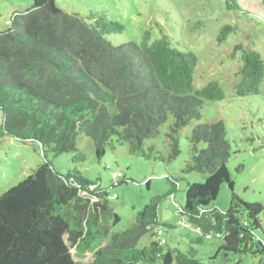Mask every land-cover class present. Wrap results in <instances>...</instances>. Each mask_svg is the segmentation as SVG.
Instances as JSON below:
<instances>
[{
	"label": "trees",
	"instance_id": "16d2710c",
	"mask_svg": "<svg viewBox=\"0 0 264 264\" xmlns=\"http://www.w3.org/2000/svg\"><path fill=\"white\" fill-rule=\"evenodd\" d=\"M223 3L264 25V0ZM231 29L222 27L218 40ZM123 30L103 12L89 14L87 21L56 0H33L25 9H14L10 27L0 30V136L36 143L44 157L0 194V264H203L196 245L207 238L218 240L209 264H247L248 256L264 264V205L233 191L223 121L195 124L187 137L191 157L183 171L205 177L187 183L179 206L180 215L199 231L195 237L186 234V251L167 246L158 227L157 208L174 194L176 178L166 176L169 191L153 196L129 228L108 238L120 220L108 190L77 168L62 174L53 167L49 157L62 153L71 152L75 164L83 161L76 145L82 136L92 140L98 161L119 145L131 155L170 164L180 154L178 135L184 127L201 118L205 102L223 99L218 82L194 89L196 55L180 49L161 26L152 42L145 32L139 43L114 44L109 37ZM234 48L242 51L234 92L238 97L255 94L264 78V60L255 49ZM169 115L174 121L170 152L164 155L145 140L158 135ZM114 173V178L121 176ZM223 184L231 191L230 204L219 210L212 204ZM149 232L155 240L137 247ZM71 248L78 257L90 253L92 259L75 261Z\"/></svg>",
	"mask_w": 264,
	"mask_h": 264
},
{
	"label": "rangeland",
	"instance_id": "374dc122",
	"mask_svg": "<svg viewBox=\"0 0 264 264\" xmlns=\"http://www.w3.org/2000/svg\"><path fill=\"white\" fill-rule=\"evenodd\" d=\"M57 5L69 13L79 14L88 21L94 12L105 13L108 18L121 23L124 30L109 38L114 44L132 40L141 42L145 32L149 42L160 37L161 26L182 50H190L197 57L193 70V87L200 89L211 81L218 82L224 91L222 100L204 103L200 109L201 118L191 121L178 135L180 154L170 164L146 160L128 153L126 146L114 145L107 149L100 161L95 157L91 139L77 138V149L84 155L79 164L72 162V153L50 156L53 167L62 174L77 168L89 180L108 190V199L120 220L112 225L108 238L116 232L129 228L136 220L137 213L149 200L169 191L168 175L176 178V190L164 198L158 208V227L163 231L166 245L186 251L190 239L198 229L189 224L179 213V206L185 201L187 183L201 182L205 175L185 172L191 157V145L187 139L195 124L223 121L226 138L230 143V158L227 164L233 181V191L241 199L264 205V78L255 94L238 97L234 85L238 81L236 71L240 65L242 51L235 50L236 44L260 52L264 60V25L250 16L227 10L223 0H56ZM33 0H0V30L10 27L12 11L25 9ZM247 2V0H246ZM250 2V0H249ZM224 26L232 29L225 40L219 41ZM174 118L159 127L157 136L146 139L147 145H154L164 155L170 152V124ZM1 124V119H0ZM199 145V147H201ZM44 157L36 143L22 142L13 137L0 136V194L18 184L28 176ZM121 173L118 178L113 173ZM124 182L113 186L114 181ZM148 182V183H147ZM230 189L223 184L212 206L225 210L230 204ZM264 232V218L261 224ZM261 233V232H260ZM262 234V233H261ZM155 237L150 232L143 235L137 244L142 248ZM218 240L205 239L196 245L203 264H209L208 257L214 253ZM73 259L88 262L90 253L78 257L70 249ZM258 257H247V264H258Z\"/></svg>",
	"mask_w": 264,
	"mask_h": 264
},
{
	"label": "built area",
	"instance_id": "2783aa9c",
	"mask_svg": "<svg viewBox=\"0 0 264 264\" xmlns=\"http://www.w3.org/2000/svg\"><path fill=\"white\" fill-rule=\"evenodd\" d=\"M120 174L119 173H114V176H119Z\"/></svg>",
	"mask_w": 264,
	"mask_h": 264
}]
</instances>
